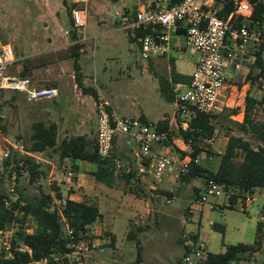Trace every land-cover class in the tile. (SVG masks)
<instances>
[{"label": "rangeland", "instance_id": "374dc122", "mask_svg": "<svg viewBox=\"0 0 264 264\" xmlns=\"http://www.w3.org/2000/svg\"><path fill=\"white\" fill-rule=\"evenodd\" d=\"M137 2L138 0H87L86 23L84 27L75 30L67 13L69 0H0V37L11 44L20 58L41 56L36 62L43 63L34 66L27 76L33 86L47 87L54 83L60 85L58 97L50 102L56 113L50 117L38 115V111L43 108L38 107V100L28 101L19 92L1 91L0 192H6L9 187V177L3 166L1 151L9 149V154L15 158L25 154L11 144L22 143L26 151L35 122H58L59 126L55 127L56 146L55 149L48 148L43 152L31 153L34 162L38 164L39 161L42 170H46L45 175L41 179L39 176L30 180L27 170H22L16 183V196L33 197L38 195L40 189L49 192L59 187L55 178L56 167L51 172V167L45 165V159L57 163L59 172L68 177L70 163L68 160L64 161L67 166L62 168L56 151L61 140L85 133L92 142L95 141L93 123L97 116L92 98L94 101L96 99L81 92L76 85L71 56V30L76 31L81 44L78 52L80 62L84 65L86 84L99 90L97 95L105 98L116 113L131 117H140L141 113H146L149 118L147 120L153 123L159 117L172 116L174 104L166 100L158 88V76L168 78L166 73L162 70L161 75L156 76L149 60L140 58L138 42L130 39L125 30L119 28L121 13L135 10ZM226 42L224 57L228 67V79L231 81L232 62L238 60L242 71L236 80L242 82L243 75L250 66L245 52L250 49L254 51L258 45L250 46L253 43L250 42L244 53L234 55L232 51V56H228L232 42L229 37ZM192 52L186 48L182 56L176 55L177 71H192L193 63L187 59ZM21 63L22 61L15 63L8 74L19 73L22 69ZM258 81L250 90L257 97L262 93V84ZM236 102H239L240 107L245 105L242 97L235 96L234 103ZM76 119L82 120L79 128L73 127ZM234 121L233 118L224 116L212 121L215 126L211 146V150L216 153L211 159L214 169L219 164L220 154L224 151L230 134L243 137L252 147L264 146V142L256 139L250 132L239 130ZM119 137L113 151V186L96 181L90 174L95 165L85 162V174L80 179L85 183L86 189L77 188V191L80 200L97 204L102 214V224L116 236V248L125 249L126 256L122 258L124 263L132 260L130 264H185L182 261L185 250L179 238L191 235L190 231L199 224L201 228L198 241L203 242L205 238L207 249L212 253H218L230 244H259L258 251L249 260L233 261L230 264H260L264 261V219L261 218L262 212L258 205L253 204L248 212H244L221 204L214 205L215 201H222V198L210 196L202 205L201 214L196 209L194 199L198 195L196 188L201 190L199 184L203 183V179L195 178L184 182L175 174H165L161 180L148 177L135 158L134 141L130 137ZM179 144L181 147V143ZM200 160L204 162L203 155ZM73 178L72 176L71 179ZM62 182L66 185L64 180ZM128 188H133L134 191ZM166 191H170L172 195L169 197ZM53 203L55 206L59 204L55 201ZM189 206L193 209L192 215L188 217L185 211ZM210 221L222 228H214L209 224ZM259 222L262 224L260 231L257 230ZM31 223L29 220L25 225L29 226ZM81 240L87 243L86 239ZM85 261L87 264L86 259ZM103 264L115 262L109 259Z\"/></svg>", "mask_w": 264, "mask_h": 264}, {"label": "built area", "instance_id": "2783aa9c", "mask_svg": "<svg viewBox=\"0 0 264 264\" xmlns=\"http://www.w3.org/2000/svg\"><path fill=\"white\" fill-rule=\"evenodd\" d=\"M224 1L179 0L174 4L157 6L144 3L133 15L121 13L119 28L139 42L141 59L167 55L170 48V31L181 27L183 40L176 46L179 49L194 50L197 53V61L188 83L174 89V107L168 129H157L154 123L142 121L139 117L119 115L105 98L97 95L95 144L96 153L101 159L111 156L116 137L123 135L134 141L135 157L142 165L144 173L155 180H161L165 174H175L176 177L185 175L192 165L200 163L201 155H190L192 140L184 142L178 135V129H186L188 122L198 113H216L224 107H229L232 103L231 98L240 94L242 86L227 79L223 48L228 37L233 44L228 56H232V51L234 55L242 54L249 42L255 45L264 44V29L250 27L244 23L233 25L230 22L233 17H249L253 11L251 1L230 0L232 12L223 19L218 15V11ZM86 2L87 0H69V17L74 28L84 27L86 23ZM143 30L148 32L140 34ZM16 60L11 44L0 37V94L4 90L15 91L23 94L28 101L54 99L58 96V89L55 86L35 87L27 76H21L19 73L8 74ZM234 68L241 69L237 60H234ZM207 142L212 144L213 139H208ZM160 145L168 151L158 152L156 147ZM11 146L26 153L22 143ZM178 148L185 153L182 154ZM8 155L9 149L1 151V159ZM115 162L118 164L117 160ZM67 175L71 182L73 172L68 170ZM15 184L16 174L13 172L9 179L8 196L4 198L5 205H9L17 198L14 192ZM200 188L194 199L196 206H202L210 196L222 198L221 203L228 204L229 195L234 193L212 180L201 184ZM256 201H261V218L264 219V188L238 194L236 206L243 205L246 208ZM20 204L23 205V202ZM209 223L213 224L212 221ZM63 227L69 238L67 247L70 250L62 258H65L68 264H86L84 251L87 250V243L75 240L73 229L67 223H64ZM89 234V232L83 234L86 240ZM185 242L189 248L182 258L185 264H194L196 260L207 255L208 251L202 241L187 235ZM24 248L25 245L16 240L13 227L0 228V264H49L46 257L28 262L11 261L15 253Z\"/></svg>", "mask_w": 264, "mask_h": 264}, {"label": "trees", "instance_id": "16d2710c", "mask_svg": "<svg viewBox=\"0 0 264 264\" xmlns=\"http://www.w3.org/2000/svg\"><path fill=\"white\" fill-rule=\"evenodd\" d=\"M250 1L253 4L251 15L249 17H233L230 22L233 25L244 23L250 27L264 29V0ZM174 3L177 2L172 1L170 4ZM69 8L70 6H67L68 14ZM135 12L132 11L130 14L133 15ZM231 12V1L225 0L218 11V15L226 19ZM70 23L72 24L71 20ZM75 30H71L70 34V39L73 41L71 56L75 82L83 93L89 94L96 99L97 91L92 87L84 86L82 83V73L78 62V51L81 48V44ZM147 32L148 30H143L140 31V34ZM129 38L135 40L131 37ZM223 49L225 50V47ZM14 54L17 58L15 63L22 61V69L19 71L21 76H28L34 66L43 63L41 61L36 62L40 59V55L20 58L15 50ZM254 55L255 60L241 83L250 80L251 84L254 85L259 80V84H262L261 81L264 78L263 43L254 50ZM189 79L188 75L176 71L174 60L171 59L169 77L163 78L158 76L160 92L166 100L173 102L175 98L174 88L177 85H185ZM261 88L262 93L259 97L252 95L250 91L247 92L244 100L243 118L240 122L235 120L234 123L239 130L250 132L256 139L264 142V86L261 85ZM237 112L238 108L227 107H224L219 113L201 112L188 122L186 129H178V135L182 137L184 142H187L188 139L192 140L190 155L204 156V162L192 165L185 175H179L178 178L184 182H189L195 178L203 179V183L212 180L225 190H232L234 192L229 195L228 204H224L223 206L238 208L246 212L243 205L236 206L237 197L242 192L264 188V146L258 145L252 147L243 137L230 134L227 137L224 151L220 154L219 164L214 169L211 159L216 153L211 150L212 144L207 142L208 139H213L215 132V126L212 121L219 116L230 118ZM139 118L142 121H148L145 117ZM154 125L160 130L168 129L169 120H158L154 122ZM32 129L30 145L26 153L17 158L9 154L3 159V166L9 179L13 172L16 174V183L24 169L29 173L30 180H33L35 177L39 178L40 171L37 170L39 165L34 162L31 153L42 152L56 146V128L54 124L45 126L43 122H35L32 125ZM95 142H92L86 135L64 138L56 147L58 161L63 167H66L67 164L64 161L68 160L70 170L74 172L79 171V161L89 162L95 165V168L90 170V174L93 175L94 179L108 186H113L115 171L113 162V158L115 157L113 153L114 148L109 158L101 159L96 153ZM178 151L182 154L185 153L181 148H178ZM53 189L55 191L54 197L50 193L40 189L38 195L33 197L17 195V198L12 200L9 205L4 204V198L8 196L9 191L0 192V228L13 227L16 240L21 241L25 245L22 251L15 253L11 261L28 262L46 257L49 264H68L67 260L62 258L70 250L67 247L69 238L64 233V223H67L73 229L75 240H80L86 239L83 234L89 232L92 224L101 220L102 214L95 202L69 199L61 195L58 187ZM128 189L134 191L133 188ZM15 190L16 184L14 192ZM166 193L169 197L172 195L170 191H166ZM54 198L58 201L54 200ZM53 201L59 204L55 206ZM20 202H23V205ZM29 220L32 222L31 225H25ZM212 226L216 229L221 228L214 222ZM261 228L262 224L259 222L257 230L260 231ZM190 236L196 239L195 234H191ZM258 249L259 244L256 242L252 244H230L226 245L225 250L222 252L212 253L208 251L204 258L196 260L194 264H230L233 261L249 260ZM188 250L189 248L185 245V252ZM260 264H264V261Z\"/></svg>", "mask_w": 264, "mask_h": 264}, {"label": "crops", "instance_id": "0c3cea01", "mask_svg": "<svg viewBox=\"0 0 264 264\" xmlns=\"http://www.w3.org/2000/svg\"><path fill=\"white\" fill-rule=\"evenodd\" d=\"M172 1L173 2H178L179 0H138V2L136 4V9L133 10V11H136L144 3H151L152 5L157 6V5L170 4ZM182 40H183V28L179 27L176 30L170 31V41H169L170 48H169L168 54L165 55V56H160V57H154V58L147 59V60H149V64L152 65V72L156 76L161 75V72L160 71L163 70L166 73L167 77H169L170 60L173 59L174 60V65H175V62H176V59H177L176 55L182 56L183 51L185 49V48L179 49L176 46L178 43L182 42ZM248 44L246 46H248ZM249 45L250 46H253L255 44L254 43H250ZM246 46H245V50L244 51H246ZM232 48H233V44H232V47L230 49L232 50ZM192 51H193L192 52V55L187 56L188 57L187 59H189L193 63V69H194L195 63L197 61V53L194 50H192ZM245 55L247 57V60L250 63V66H249V68L247 70V72H248L250 70V68H251V64L255 60L254 51L250 49V51L248 50V52H245ZM78 62L80 64V68H81L80 71L82 73V83H83L84 86L90 87L85 82L86 74H85V71H84V65L80 62V55L78 57ZM225 62H226V59H225ZM231 66H232V71H231V75L232 76H231V81H229V79H228V67H227V62H226L227 79H228L229 82H234V83H237L239 86H242V90H241V92H240V94L238 96L239 97H242V99L244 101L247 92L252 89L253 84H251V82L249 80H247V81H245L243 83L237 82L236 77H239L241 75L240 74V71H242V67H241L240 70H236L234 68V61L232 62ZM193 69H192V71H193ZM256 71H258V70H256ZM177 72H179V71H177ZM191 72L190 73H182V72H179V73L188 75L190 77ZM247 72H245V74L243 75V78L245 77V75L247 74ZM262 80L264 81V78ZM53 86L57 87V89H58V95H59L60 85L58 83H54ZM179 86H183V85H177L176 87H179ZM75 87H77V86H75ZM98 91H97V93H98ZM81 92H82V90H81ZM90 97L92 98L91 95H90ZM55 99L56 98H54V99L38 100V107L43 106V108L40 111H38V115H42V116H46V117H50V116L55 115L56 110H55L54 107H52V105H51L52 103H50L51 101H54ZM231 100H232L231 101L232 103H230L231 105L229 107H227V108H238V112L236 114L232 115L231 118H233L234 120L240 122L242 120V118H243L244 106L243 107H240L239 106L240 105L239 102L234 103L233 102L234 98H231ZM92 105L94 107V112H95L96 111V107H95V101L93 100V98H92ZM140 117H145L146 119L149 120L148 115L146 113H141V116ZM163 119L170 120L171 117L170 118H165V117L162 116V117L157 118L156 120H163ZM74 123H75V125L73 127L79 128L82 125V120L81 119H76L74 121ZM43 124L45 126H47L49 124H54L56 128L59 126L58 125V122L56 120H50L48 122L46 121V122H43ZM96 125H97V117H95V121L93 123V127L95 128V137H96ZM66 127H68V126H66ZM81 135H86V134L84 133V134H81ZM86 136H88V135H86ZM121 136L123 137V139L126 138V136H123V135H121ZM119 138L120 137L118 135L116 137L115 142ZM135 149H136V146H135L134 150ZM156 150L158 152H167L168 151L167 148H165V147H163L161 145L160 146H157L156 147ZM136 160H137V158H136ZM44 161H45L46 167H49V168L51 167V172H54V168L56 167V171H55L56 176H55V178L58 180V186H59L58 188H59V191L61 192V195L63 197H68L69 199H73V200L80 201V199L78 198L77 188H82V189L84 188V189H86L85 183L80 179L81 176H82V174H85V170L83 169V166H84L85 161H79V162H82V164L78 163V165H79V171L78 172H74V174H73V177L74 178L72 179L71 182H69V180H68V178L66 176H64L63 174H61L59 172L57 163L52 162V161H50L48 159H45ZM137 162L140 165L141 169L143 170V167L140 164V162L138 160H137ZM38 165H39L38 166V170L40 171V179H41V177L43 175H45L46 170L45 171L42 170L43 167H42V164L39 161H38ZM148 177H150V176H148ZM62 180H64L66 182V185L63 184V182L61 183ZM65 186H67V187L64 190L63 187H65ZM199 186H201V184H199ZM66 189H68V190H66ZM196 192L199 193L200 191L196 188ZM47 193H50L53 197L55 196V194H53V193H55L54 190L49 191ZM54 200L58 201L56 198H54ZM215 202L216 203L214 205H216V204H221V206L224 205L223 203H221V201H219L220 203L217 202V201H215ZM253 204L254 205H258V207H260L261 201H256V202L248 205L245 208V211L248 212L249 209H250V207H251V205H253ZM192 209H193V207L189 206L187 208V210L185 211V212H187L188 217L192 215L191 214ZM196 209H198L200 211V213L202 214L203 206H196ZM148 212H149V209H147V213ZM222 226H223V224H222ZM200 228H201V225L199 224V225H197L196 228H194V230L190 231L189 234H192V235L195 234L196 239L199 240L198 238H200V231H199ZM89 233H90L89 234V237L87 238V250L84 251L85 259L87 260V264H103L104 261H107L109 259L112 260V261H114L115 264H119V263L120 264H130V262L132 260L127 261L125 263L122 261V258H124L126 256V254L124 253L125 249L124 250H118L116 248V236L111 231V229H109L107 227H104V225L102 224V218H101V220L95 222L94 224H92L90 226ZM112 237L114 238L113 240H112ZM127 237H128V235H127ZM179 239L181 241V244H182L183 249L185 250V244H186L185 238H183L182 236H180ZM204 241L206 242V239L205 238H204ZM204 241H203V243L205 244L206 250L208 251L207 245H206V243ZM99 246H102V247H99ZM224 250H225V246L223 247V249L220 252H222Z\"/></svg>", "mask_w": 264, "mask_h": 264}]
</instances>
